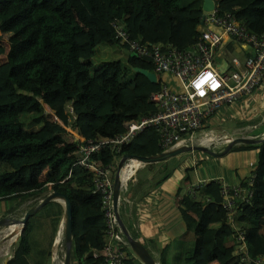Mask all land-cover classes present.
I'll list each match as a JSON object with an SVG mask.
<instances>
[{"label":"trees","instance_id":"16d2710c","mask_svg":"<svg viewBox=\"0 0 264 264\" xmlns=\"http://www.w3.org/2000/svg\"><path fill=\"white\" fill-rule=\"evenodd\" d=\"M201 1L0 0L1 39L7 40L4 32L12 30L9 47L0 41V56L5 55L0 59V200L14 199L1 213L26 199L29 207L48 189L64 193L71 214L70 264L99 260L91 252L104 239L105 222L101 195L93 189L91 172L74 162L77 141L64 126L92 138L123 132L126 119L157 110L149 95L164 81L158 72L152 82L132 69L153 70L144 56L129 52L96 65L91 57L100 44L127 49L114 38L109 24L113 18L140 41L188 48L198 35ZM214 2L218 11H230L247 30L264 33V0ZM158 140L157 131L147 125L128 141L102 146L92 158L115 165L123 152L161 151ZM242 146L256 148V164H264V140ZM238 182L251 194L246 201L235 200L230 220L221 205L218 178L199 182L193 194L180 193L176 202L184 229L159 248V264H253L233 253L237 230L249 256L264 254V176L252 172ZM61 216L56 200L29 214L5 264H46ZM130 255L126 263L137 264Z\"/></svg>","mask_w":264,"mask_h":264},{"label":"built area","instance_id":"2783aa9c","mask_svg":"<svg viewBox=\"0 0 264 264\" xmlns=\"http://www.w3.org/2000/svg\"><path fill=\"white\" fill-rule=\"evenodd\" d=\"M109 24L118 43L125 45L135 56L147 57L154 72L170 74L175 77L178 84L170 87L166 82H161L160 87L149 95V99L157 105V110L147 115L126 119L123 122L124 131L111 137H83L76 128L64 126L77 141L74 162L91 172L93 189L101 195L105 222L104 239L100 247L94 248L91 252V256L99 260L95 263L81 260L76 264H127L126 260L130 254L134 255L120 230L112 208V175L115 165L99 163L92 158L93 153L106 144L112 146L128 141L137 130L147 125L153 126L157 131L162 150L199 139V136L210 140V133H197L204 121L223 103H232L248 96L264 79V33L258 35L247 30L230 11H218L215 2L213 8L203 10L196 26L197 38L186 49L173 46L162 48L157 42L140 41L129 36L122 23L115 18L111 19ZM223 35L238 40L250 49L242 61L236 56H231L227 60L218 59ZM208 74L214 78L216 86L211 88L204 84L202 87L205 94L201 96L194 87V82ZM139 163L138 161L137 164ZM134 165L125 159L122 167H130L132 171ZM130 174L129 172L126 177ZM218 180L222 195L221 205L226 210L227 219L230 220L235 200L246 201L251 191L239 182L228 183L220 177ZM202 181L204 180L189 184L185 192L193 194L195 186ZM250 183L251 179L248 178L247 184ZM235 241L233 253L238 256L239 261L264 264V254L249 256L243 234L239 230L235 233Z\"/></svg>","mask_w":264,"mask_h":264},{"label":"crops","instance_id":"0c3cea01","mask_svg":"<svg viewBox=\"0 0 264 264\" xmlns=\"http://www.w3.org/2000/svg\"><path fill=\"white\" fill-rule=\"evenodd\" d=\"M214 29L218 30L216 27ZM235 50L242 54V58L237 57L235 54L231 56H236L239 61H242L243 57L250 52V49L245 44L223 35L218 58L227 60L224 53ZM160 75L170 87L177 86V80L172 75L166 73H161ZM210 123H213V125H210ZM204 125H207V127L203 130L201 129V133L218 135L219 137L214 140V143L220 149L224 145L227 146L229 140L234 137L249 139L263 137L264 79L262 80V84L255 88L248 96L232 103L220 105L204 121ZM248 143L257 142L238 141L232 142L227 147L231 148L234 145L238 148L237 152H248L249 155L245 154L241 157L238 164H223L221 158L218 157L214 159V167L211 169L208 167L205 171H201L200 167L198 169L196 166L197 161L205 159L204 155L199 160L192 150H189V153H191L189 156H185L181 160L182 164H178L174 160L172 163L175 164H171V167H168L167 164L172 157L162 159V163H155L153 161L151 163L140 162L139 164H137L138 161L136 159L127 158V162L131 163L132 160H135L137 163H134L135 165L132 171H130V176L126 177L120 186L116 207L123 224L125 227L127 225L126 228L130 235L138 239L157 261L159 248L169 238L179 234L184 229V223L177 211L176 200L180 193L185 192L189 184L213 177H220L228 183H235L241 177L257 171H260L264 176V164H253V168L249 165L251 161L256 163V148L242 146ZM186 152L182 151L174 156L179 158L181 153ZM164 163L166 164L164 165ZM29 201L30 199H26L21 204L25 203L24 207H27ZM0 202V210H2L5 208V204L9 205V203L14 202V199L0 200ZM19 206L20 204L15 209L21 208ZM261 225L260 231L264 234V220ZM137 264L142 263L137 262Z\"/></svg>","mask_w":264,"mask_h":264},{"label":"water","instance_id":"95a60500","mask_svg":"<svg viewBox=\"0 0 264 264\" xmlns=\"http://www.w3.org/2000/svg\"><path fill=\"white\" fill-rule=\"evenodd\" d=\"M214 1L213 0H202L201 1V8L203 10H209L213 8ZM132 69L135 71H138L142 73L148 80L154 82L156 80V73L153 70H150L148 68L140 67V66H132ZM43 106H45L47 109H49V106L45 103H43ZM264 140V136L261 138H245V137H234L229 140L227 147L232 142H260ZM195 148H201L204 150H207V146L205 145H195V144H188V143H179L176 144L168 149H163L155 154H149V155H140V154H129L127 152H123L117 159L113 176H112V192H111V203L112 208L114 210V213L116 215V219L118 222V225L120 227V230L129 246L131 251L135 253L142 261L143 264H159L153 256L148 252L146 247L136 238L132 237L130 233L128 232L127 228L123 224L118 211H117V200L119 197V191L121 184L125 181L126 178H123L120 173V169L122 167V164L125 159L127 158H134L139 162H149V161H156L158 159H165L172 155H175L182 151L193 150ZM212 154H215L212 151ZM60 199L62 202V235H63V243H64V251H63V257H62V264H70V242H71V214H70V204L69 199L67 196L59 191H56L54 189H51L45 195H43L41 198L38 199V201L29 207H27L22 215L20 217H0V225L1 224H9V223H24L25 219L29 214H31L33 211H35L39 206H41L43 203L47 202L48 200H56L59 202ZM20 226V228H21ZM19 228V230H20ZM18 230V232H19ZM8 257L4 258L3 264H5Z\"/></svg>","mask_w":264,"mask_h":264},{"label":"rangeland","instance_id":"374dc122","mask_svg":"<svg viewBox=\"0 0 264 264\" xmlns=\"http://www.w3.org/2000/svg\"><path fill=\"white\" fill-rule=\"evenodd\" d=\"M12 33V30H8L6 32H4V35L7 37V40H3L0 37V41L2 43L5 44L6 47L8 46V40L11 41L10 39V34ZM129 53V51L124 48V47H120L118 44H111V45H106V44H100L97 49L95 50L94 55H92L91 60L93 61L94 65L98 64L99 62H101V60L104 59H116V58H121L123 56H126ZM225 58H230L231 55L235 54L237 57L242 58V54L239 51H233V52H225L224 53ZM5 55L0 56V59H3ZM220 59V57L218 58ZM161 73H157V75H160ZM44 108L46 110H48L45 106ZM210 125H213V123H210ZM205 127H207V125H204V123L201 125L200 129H198V133H201L202 131H200L201 129L203 130ZM67 134L72 137V133L69 130H66ZM197 136L199 134H196ZM211 139L205 142H201L199 139H192L191 141H187L188 144H195V145H205L207 146V150L201 149V148H195L192 150V152H194V154L198 157V159L204 155L205 159L204 160H200L196 162V166L197 168L201 169V171H205L208 167L211 169L213 166V162L215 158L220 157L221 161H223V164H228V165H235L238 164L240 161V158L243 157L245 154L249 155L248 152H244V153H239L238 148H236L234 145H232L231 148H227L226 145H224L221 149L219 148L218 145H215L214 140L216 139V137L218 135H215L213 133H210ZM200 138H202L201 136H199ZM73 138V137H72ZM212 151L215 154H212ZM191 153H189V149H187L186 153H181L178 157H175L174 155L170 156L172 157L169 161H168V167H171V164H175L172 163L174 160L178 163V164H182L181 160L185 157V156H189ZM175 157V158H174ZM203 158V157H202ZM150 163L153 161H149ZM155 163H162L163 160L162 159H158L156 161H154ZM256 162V161H255ZM166 163H164L165 165ZM256 165V163H254L253 161H251V163L249 164L250 166H252V168L254 167V165ZM181 181V180H180ZM47 191H45L46 193ZM25 200H23L22 202H20V206L21 208L15 209L16 206L14 207V209L10 212H7L5 215L3 213H1L0 210V217L4 216V217H20L22 211L26 208L24 207V204L22 205L21 203H23ZM1 203V202H0ZM18 204V205H19ZM7 207L8 204H5ZM17 205V206H18ZM27 205V204H26ZM25 205V206H26ZM24 207V208H23ZM122 216V215H121ZM264 220V217H262V221ZM62 216H61V220L58 223V225L56 226L57 229L59 228L60 231V236H59V242L55 245V252H53V247H54V239L55 236L57 234V229L55 231L51 246H50V250H49V256L47 258V263L46 264H62V257H63V251H64V243L61 241L60 237L63 238L62 235ZM17 224V228H15L12 232L8 231L7 227L8 224H1L0 225V264H3L4 258L8 257L11 249L13 247V245L15 244L16 241V237L18 234V228H20L21 223L15 222ZM262 226V225H261ZM18 229V230H17ZM264 229V227H263ZM17 231V233L10 239V236H12L14 234V232ZM9 233V234H8ZM10 239V240H9ZM13 241V242H12ZM12 242V243H11ZM129 247V246H128ZM130 249V248H129ZM131 250V249H130ZM133 253V252H132ZM54 254V255H53ZM135 258L137 259V261L141 262V259L135 254L133 253ZM143 264V263H142ZM211 264V263H210Z\"/></svg>","mask_w":264,"mask_h":264},{"label":"bare ground","instance_id":"6f19581e","mask_svg":"<svg viewBox=\"0 0 264 264\" xmlns=\"http://www.w3.org/2000/svg\"><path fill=\"white\" fill-rule=\"evenodd\" d=\"M199 140L201 141V142H205V141H208L209 140V138H206V137H202V138H199ZM131 163H137V161H135V160H132L131 161ZM130 167H127V168H125V167H122V169H121V176L124 178V177H126L128 174H129V172H130ZM59 200V202H62L60 199H58ZM18 226H17V224L16 223H9L8 224V227H7V229H8V231H9V233H10V231L12 232L15 228H17ZM19 229V228H18ZM17 229V230H18ZM60 229L58 228L57 229V234H56V236H55V240H54V247H53V252L52 253H54L55 252V245L59 242V236H60ZM8 233V234H9ZM17 233V231H15L14 232V234L12 235V236H10V239L15 235ZM61 238V237H60ZM9 239V240H10ZM13 242V241H12ZM11 242V243H12ZM54 255V254H53Z\"/></svg>","mask_w":264,"mask_h":264},{"label":"clouds","instance_id":"9594fccd","mask_svg":"<svg viewBox=\"0 0 264 264\" xmlns=\"http://www.w3.org/2000/svg\"><path fill=\"white\" fill-rule=\"evenodd\" d=\"M204 84H208L209 87L214 88L216 86L214 78L211 74H208L206 77L198 79L194 82V87L197 89L199 95H204V88L202 87Z\"/></svg>","mask_w":264,"mask_h":264}]
</instances>
